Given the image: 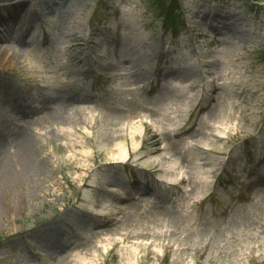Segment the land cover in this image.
I'll list each match as a JSON object with an SVG mask.
<instances>
[{
  "label": "rangeland",
  "instance_id": "obj_1",
  "mask_svg": "<svg viewBox=\"0 0 264 264\" xmlns=\"http://www.w3.org/2000/svg\"><path fill=\"white\" fill-rule=\"evenodd\" d=\"M180 4L175 38L149 0H0L39 13L0 67V121L47 161L4 203L0 264H264V8ZM121 145L180 183L127 190L134 169L107 165Z\"/></svg>",
  "mask_w": 264,
  "mask_h": 264
},
{
  "label": "bare ground",
  "instance_id": "obj_2",
  "mask_svg": "<svg viewBox=\"0 0 264 264\" xmlns=\"http://www.w3.org/2000/svg\"><path fill=\"white\" fill-rule=\"evenodd\" d=\"M11 9L10 12H6L8 10L7 8H0V30L4 28V32L0 31V67H2L4 60H7L9 57H11L9 61L16 60L17 54L22 50L19 46L22 41H24L22 40L24 32H27L29 29L30 22L39 18V13L31 10L30 7L23 9L20 5L19 7H13ZM19 14L22 17L21 24L18 30L14 31L12 21L16 17L19 18ZM6 15H8V17H6ZM74 28V26L70 28L68 34L71 37V41L79 39ZM79 112L83 115H81L82 120L86 119V116H84L86 109L83 108ZM79 112L74 113L73 117L75 120L79 119ZM26 114V110L21 109V118H25L27 116ZM8 130L9 126L4 121H0V216L3 215L4 203L11 200L12 194L16 195L15 199L19 206L21 208L23 207L26 195L25 192L20 189L25 188L24 186L27 184L23 182L22 179L41 175V173L45 171V163L47 162L38 160L36 151L34 150V138H31L27 130H25L18 139L13 141L7 138L6 133ZM66 131L70 133L71 130L66 129L63 130L62 133L65 134ZM139 132H142L141 126L139 125L130 130L133 136ZM118 148L119 152L118 156L115 157L116 161L123 160L127 157L126 149L122 147V145ZM54 248L62 250L59 245H55Z\"/></svg>",
  "mask_w": 264,
  "mask_h": 264
},
{
  "label": "trees",
  "instance_id": "obj_3",
  "mask_svg": "<svg viewBox=\"0 0 264 264\" xmlns=\"http://www.w3.org/2000/svg\"><path fill=\"white\" fill-rule=\"evenodd\" d=\"M257 7L264 0H248ZM154 12L161 18L165 30L178 33L184 26V13L179 4V0H149Z\"/></svg>",
  "mask_w": 264,
  "mask_h": 264
}]
</instances>
